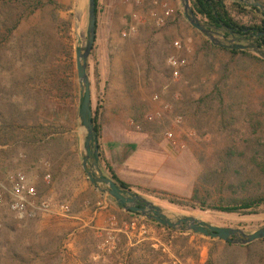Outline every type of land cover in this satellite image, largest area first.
Segmentation results:
<instances>
[{
    "label": "rangeland",
    "instance_id": "obj_1",
    "mask_svg": "<svg viewBox=\"0 0 264 264\" xmlns=\"http://www.w3.org/2000/svg\"><path fill=\"white\" fill-rule=\"evenodd\" d=\"M53 1L64 9L49 8L45 0L35 11L27 8L30 0L0 2V83L2 79H7L0 91L6 95L7 112L17 111L24 121L20 127L24 138L30 132L26 121L34 118V129L42 138L53 133L57 135V142L62 141V147L75 148V164L70 163L73 161L71 154L65 153L63 159L68 161V165L63 168L64 171L61 165L54 172L44 168L37 171L41 181L36 187L40 197L69 204L71 215L19 220L9 210L6 199L0 209V264H116L121 261L118 257L112 258L111 253L118 244L120 231H114L119 221L113 214H118L119 210L111 198L105 196L111 199L107 201L112 208L102 203L99 191L88 194L84 185V177L87 176L78 153L77 75L74 80L76 92L69 87L60 88L61 84L65 85L64 81H70L67 69L73 68L76 74V40L78 36H84L86 10L76 24L81 0ZM121 1L102 0L99 10L101 26L95 50L88 58L93 105L98 97L102 101L100 145L105 158L113 165L117 175L132 186L135 194L144 196L167 211L193 215L215 226L242 229L246 233L263 227L264 211L258 215L226 214L205 210L199 204L192 211L169 202L171 199L189 201L200 185V176L216 167L223 149L230 142L217 121L197 125L182 102L198 98L201 91L216 79L219 65L226 63L230 54L214 51L210 55L217 56L205 63L204 54L198 51L206 38L198 34L184 17L178 18V12L182 11L180 0H168L176 9L172 24L163 29H145L136 36L123 38L120 31L126 24L130 7ZM250 4L251 0H247V5ZM54 15L71 22L68 34L54 23ZM16 22L18 24L14 27ZM30 34L45 38L49 48L47 55L22 53L25 36ZM222 34L223 31L220 32ZM176 40L183 43L184 51L179 55L186 58L187 67L180 79L172 81L165 61L169 55L176 53L173 49ZM71 48L73 55H66ZM235 63L234 71L246 84L244 94L251 96L254 105L260 106L264 114V81L256 85L250 83L248 61L239 58ZM95 69L99 74V89L94 81ZM125 72L132 78L131 87L126 85ZM155 94L162 102L172 105L174 114L182 117L183 122L176 129V136L185 142L184 150L170 147L162 136L163 126L145 122V115L160 106L152 102ZM134 106L143 108L140 130L130 124ZM51 117L57 119V124L49 122ZM18 165L16 163L12 171L19 170ZM20 171L30 176L29 172ZM47 174L51 176L50 184L44 181ZM148 190L155 191V194ZM199 190V196H203L202 190ZM84 198L89 204L83 205ZM73 210L75 213L84 212L81 220L71 219ZM101 212L107 213L108 218L96 224V220L92 219L94 213L98 215ZM143 219L140 216L133 222L140 224ZM144 233L156 237L142 226L140 233L130 234L129 239H142ZM200 236L196 239L200 243L198 264H206L210 253L213 254L211 264H217L222 255L229 254L223 244Z\"/></svg>",
    "mask_w": 264,
    "mask_h": 264
},
{
    "label": "trees",
    "instance_id": "obj_2",
    "mask_svg": "<svg viewBox=\"0 0 264 264\" xmlns=\"http://www.w3.org/2000/svg\"><path fill=\"white\" fill-rule=\"evenodd\" d=\"M6 0H0V2ZM43 0H30L28 9L35 11L41 6ZM99 1L96 0V38L92 53L95 50L99 19ZM264 6V1H257ZM45 5L55 10L64 8L53 0H45ZM190 6L199 19L200 23L217 32L231 31L235 35L244 37L247 41L264 48V15L252 5H247V0H190ZM178 18H183L178 12ZM55 24L60 25L65 33L71 31L72 25L69 20L60 19L54 15ZM18 22L14 23V27ZM10 32V31H9ZM199 34V32H197ZM228 36V35H225ZM49 51L47 41L41 35L25 36L22 53L26 55H47ZM214 51H223L230 54V59L219 65L218 76L210 86L201 91L196 99L183 100L184 107L189 116L197 125L214 124L228 135L230 142L226 146L215 168L209 169L199 178L198 187L189 201H177L171 199L172 205L194 211L199 204L205 210H213L226 214L258 215L264 211V114L261 107L254 105V100L244 94L246 84L242 77L234 71L235 60L244 59L248 61V73L250 83L256 85L264 81V60L251 52H240L225 50L214 47L208 40H204L199 53H203L205 63L212 57ZM91 53V54H92ZM66 55H73L72 48ZM213 68V66H211ZM70 72L69 82L60 85V88L68 87L76 92L74 80L76 74L73 68ZM66 71V70H65ZM88 72L91 76L90 65ZM99 74L97 69L94 73V81L99 89ZM124 79L128 87L133 86L131 76L124 73ZM92 97V91H91ZM100 97L93 105L92 120L97 132L100 161L104 173L118 186L134 193L132 186L123 181L115 172L113 165L105 158L100 145L102 135V111ZM142 107L132 108V120L137 126H141ZM63 143L58 140L57 147L60 155L67 149L62 147ZM90 183V182H89ZM92 186V185H91ZM202 190L203 196L200 195ZM155 194V191H149ZM39 194V192H38ZM103 196V195H102ZM111 201V199L108 198ZM119 210L113 214L118 218L119 226L114 231H120L119 241L112 252V258L118 257L121 262L116 264H174L188 261L198 264L199 247L197 242L200 235L188 232H178L163 227L155 221L143 219L140 224H134L133 220L139 219L140 215L131 211H124L121 207L111 201ZM127 224L125 231L122 225ZM142 226L151 230L156 237L144 233L142 239H129V235L140 233ZM135 235L134 237H136ZM216 244H223L229 254L222 255L217 264H264V239L256 241L247 246L231 245L220 240L210 239ZM213 254L206 264H211Z\"/></svg>",
    "mask_w": 264,
    "mask_h": 264
},
{
    "label": "water",
    "instance_id": "obj_3",
    "mask_svg": "<svg viewBox=\"0 0 264 264\" xmlns=\"http://www.w3.org/2000/svg\"><path fill=\"white\" fill-rule=\"evenodd\" d=\"M180 4L181 13L188 24L208 39L214 47L251 52L264 60L263 47L252 41H247L244 37L235 35L231 31L228 32V36L220 35L219 32L200 23L190 6V0H180ZM250 5L264 15L263 5L255 0H251ZM85 10L87 16L86 30L83 37H77L75 57L79 91L77 121L80 143L78 151L82 168L90 184L103 196L111 198L124 211L137 213L147 220L155 221L163 227L178 232L203 235L237 246H247L264 239V226L254 232L246 233L242 229L215 226L193 215L170 212L142 195L125 190L106 176L101 165L97 132L92 120L91 78L88 72V58L96 38V0L80 1L76 24H78ZM259 36H264V33L259 34Z\"/></svg>",
    "mask_w": 264,
    "mask_h": 264
},
{
    "label": "built area",
    "instance_id": "obj_4",
    "mask_svg": "<svg viewBox=\"0 0 264 264\" xmlns=\"http://www.w3.org/2000/svg\"><path fill=\"white\" fill-rule=\"evenodd\" d=\"M121 2L130 7L126 24L120 31L123 38L136 36L140 31L149 28L163 29L175 21L176 9L167 1L122 0ZM173 49L176 53L167 57L165 66L170 79L177 81L180 79L182 71L187 67V60L179 55L184 51L181 40L173 42ZM152 102L159 103L160 106L145 115V122L163 126L162 136L170 147L178 151L184 150L185 142L176 136V129L183 122L182 117L174 114L172 105L162 102L158 94L153 95ZM130 124L137 130L141 129L132 120H130ZM44 167L48 168L49 165L45 164ZM50 180L51 176L47 174L44 178L45 183L50 184ZM6 199L9 201V210L19 220L68 217L71 215L69 204L53 202L40 197L35 184L31 183L28 176L20 170L8 174L6 180H0V209ZM111 226H113L112 221ZM134 227L135 223L132 224V228ZM128 228L127 224L123 225L125 231Z\"/></svg>",
    "mask_w": 264,
    "mask_h": 264
},
{
    "label": "crops",
    "instance_id": "obj_5",
    "mask_svg": "<svg viewBox=\"0 0 264 264\" xmlns=\"http://www.w3.org/2000/svg\"><path fill=\"white\" fill-rule=\"evenodd\" d=\"M151 1V0H150ZM158 1H167L168 0H158ZM149 2V0H146ZM102 0L99 1V5L101 9ZM106 5V1H104ZM171 4V2H169ZM100 13V12H99ZM101 26L100 16L98 19V29ZM98 33V31H97ZM4 80V81H3ZM7 80V79H6ZM6 80L2 79L0 83V90L6 84ZM6 103V95L3 91H0V180H6L7 173H12V169L15 167L16 163H19L18 169H23L25 172H29L28 179L31 183L35 184L38 188L40 185V177L37 174V171L42 170L44 168L45 171L54 172L60 167L61 170L64 171L63 168L68 165V161L63 159L65 153H70L72 160L70 163L75 164V148L66 149L61 155L60 150L57 147V139L55 134L51 133L45 138H42L39 134H37L36 129V119L32 118V120H27L26 123L29 126V134L27 135V139L24 138L23 129H20L21 124L24 121L21 120L20 114L17 111L7 112L5 109ZM34 121V122H33ZM53 125V122L57 124V119L53 117L50 118V121ZM50 123V124H51ZM45 142V143H44ZM79 153V151H78ZM64 160V161H63ZM81 162V160H80ZM45 164H48L49 167H42ZM82 166V165H81ZM18 171V170H16ZM33 172L35 174H33ZM86 184V192L90 194L91 192H97L94 187L90 186L87 180V177H84ZM101 197V196H100ZM102 203L104 205L109 206L110 201L105 196H102ZM83 205L89 204L85 200L82 201ZM100 205V203H98ZM111 207V205H110ZM112 208V207H111ZM81 216H84V212L75 213L73 210V215L71 219L74 221L81 220ZM90 216V213H89ZM88 216V217H89ZM93 215H91L92 217ZM108 218L107 213H99L98 215L94 213L93 220H96V224L103 223Z\"/></svg>",
    "mask_w": 264,
    "mask_h": 264
},
{
    "label": "flooded vegetation",
    "instance_id": "obj_6",
    "mask_svg": "<svg viewBox=\"0 0 264 264\" xmlns=\"http://www.w3.org/2000/svg\"><path fill=\"white\" fill-rule=\"evenodd\" d=\"M220 33V32H219ZM222 35H228V32L227 31H223V34ZM99 143V142H98Z\"/></svg>",
    "mask_w": 264,
    "mask_h": 264
}]
</instances>
